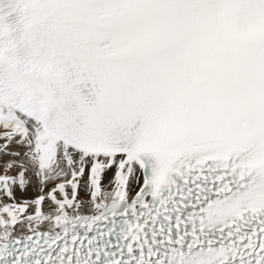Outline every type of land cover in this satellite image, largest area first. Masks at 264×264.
I'll use <instances>...</instances> for the list:
<instances>
[{
	"label": "snow or ice",
	"instance_id": "obj_1",
	"mask_svg": "<svg viewBox=\"0 0 264 264\" xmlns=\"http://www.w3.org/2000/svg\"><path fill=\"white\" fill-rule=\"evenodd\" d=\"M0 264H264V0H0Z\"/></svg>",
	"mask_w": 264,
	"mask_h": 264
}]
</instances>
